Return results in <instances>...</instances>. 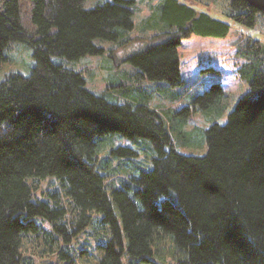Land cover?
<instances>
[{
  "label": "trees",
  "instance_id": "trees-1",
  "mask_svg": "<svg viewBox=\"0 0 264 264\" xmlns=\"http://www.w3.org/2000/svg\"><path fill=\"white\" fill-rule=\"evenodd\" d=\"M87 1L0 0V61L11 42L26 44L35 61L28 76L11 73L0 82V264H30L23 240L35 237L38 244L40 236L46 246L40 254L69 260L71 238L93 213L104 229L97 264L144 261L163 238L175 244L171 264H264V44L240 39L237 71L248 91L225 123L204 131L203 156L183 155L165 129L167 111L146 98L107 101L86 88L82 70L51 58L102 56L95 41L117 48L138 42L121 61L139 77L172 87L182 83L181 41L225 38L230 26L179 0H162L144 22L152 33L131 38L135 0L86 9ZM228 5L233 23L264 28V14L244 0ZM223 98L212 84L193 102L221 113ZM114 135L151 143V167L131 184L112 186L101 173L114 157H136L134 149L113 145ZM106 143L112 146L101 155ZM48 177L60 181L65 201L32 200L37 182Z\"/></svg>",
  "mask_w": 264,
  "mask_h": 264
},
{
  "label": "rangeland",
  "instance_id": "rangeland-1",
  "mask_svg": "<svg viewBox=\"0 0 264 264\" xmlns=\"http://www.w3.org/2000/svg\"><path fill=\"white\" fill-rule=\"evenodd\" d=\"M110 0H88L84 7L90 9ZM162 0H135V28L129 36H148L152 32L145 30V20L153 13L155 5ZM195 10L225 22L230 26V32L225 38L202 37L192 35L182 40L178 47L179 70L182 83L168 86L165 82H151L135 74L127 63L121 60L128 54L137 51L141 43L133 42L124 48L107 41H95L103 48L102 56H86L78 61L52 57V61L60 63L75 71L82 70L86 88L94 94L103 96L110 102L136 103L141 98L151 101V106L159 111L164 110L163 122L165 129L176 140L175 149L183 155L203 156L207 151L204 131L213 123L223 124L227 113L236 102L248 91L247 83L237 71L242 61L235 57L236 45L241 38L250 37L264 44V28L258 22L254 28L233 23L226 15L229 12L228 0H179ZM26 11V9H24ZM4 61H0V82L11 73L28 76L34 66L32 50L24 43L11 42L4 50ZM115 67V68H114ZM116 70V76H111ZM127 73V78L122 74ZM212 84H219L224 92L222 104L226 107L221 113L216 110H203L193 99L202 94ZM222 109V106H221ZM113 145L127 146L136 151V157H114L101 170L107 175V182L112 186L123 183L131 184L143 170L151 167L154 156L150 141L137 138L134 141L114 135ZM112 144L106 143L100 150L104 155ZM34 200L53 201L54 196L65 201L64 189L60 181L48 177L37 182ZM40 222L39 219L36 220ZM101 215L93 213L91 223L84 230L76 233L69 242L70 259L56 260L53 254L43 255L40 251L46 247L43 236L23 240V256L29 258L30 264H97L101 258L102 233ZM44 227H47L44 224ZM169 238V236H168ZM163 238L164 243L158 248H152L153 254L144 256L146 260L134 264H161L160 258L165 257L163 264H171L170 251L175 250V244L170 238ZM173 249V250H172ZM158 253H157V252ZM49 253V252H48ZM162 255V256H160ZM32 257V258H31ZM72 260V261H71Z\"/></svg>",
  "mask_w": 264,
  "mask_h": 264
},
{
  "label": "water",
  "instance_id": "water-1",
  "mask_svg": "<svg viewBox=\"0 0 264 264\" xmlns=\"http://www.w3.org/2000/svg\"><path fill=\"white\" fill-rule=\"evenodd\" d=\"M255 10L264 14V0H244Z\"/></svg>",
  "mask_w": 264,
  "mask_h": 264
}]
</instances>
